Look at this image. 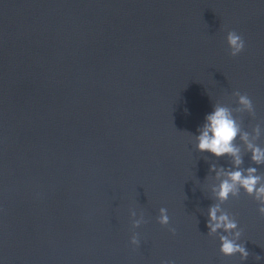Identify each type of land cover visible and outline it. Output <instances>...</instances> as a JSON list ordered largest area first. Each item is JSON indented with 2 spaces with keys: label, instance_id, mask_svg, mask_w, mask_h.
I'll use <instances>...</instances> for the list:
<instances>
[{
  "label": "water",
  "instance_id": "water-1",
  "mask_svg": "<svg viewBox=\"0 0 264 264\" xmlns=\"http://www.w3.org/2000/svg\"><path fill=\"white\" fill-rule=\"evenodd\" d=\"M234 91L255 108L243 130L264 129V0H0V264H264L243 191L222 208L247 260L208 235L209 168L231 163L195 136Z\"/></svg>",
  "mask_w": 264,
  "mask_h": 264
},
{
  "label": "clouds",
  "instance_id": "clouds-1",
  "mask_svg": "<svg viewBox=\"0 0 264 264\" xmlns=\"http://www.w3.org/2000/svg\"><path fill=\"white\" fill-rule=\"evenodd\" d=\"M226 43L229 55L233 58L240 55L245 49V41L236 31L230 30L226 35ZM232 97L236 99L238 106L233 109L227 104L215 102L213 111L205 116V122L197 131L199 135L195 136L196 150L199 153L211 154L217 159L228 157L231 167H217L212 163L209 173H215L211 179V197L215 201L207 210V227L209 236H217L218 233H224L218 236L220 242L219 252L226 258L239 255L242 261L247 260L249 252L245 245L239 243L242 230L238 229L236 218L230 215L222 208L230 198H238L243 191L247 196L253 198L258 204V213L264 217V175L257 173L254 167H248L246 170L242 167L244 153L251 154V161L256 165H264V148L257 144L264 129L260 124L252 128L251 133L243 130L242 121L236 114L247 113L250 117H255V108L251 98L239 91H234ZM237 140L240 144H237ZM132 228L137 229L146 223L144 214L140 213L137 218V212L130 210ZM157 222L162 227H168L169 231L175 235L176 229L169 227L170 218L166 208L159 209ZM130 244L134 247L139 246L138 234L133 233L130 238ZM257 259H260L257 256ZM174 264V262H166Z\"/></svg>",
  "mask_w": 264,
  "mask_h": 264
}]
</instances>
